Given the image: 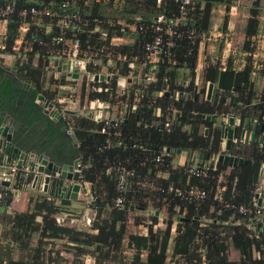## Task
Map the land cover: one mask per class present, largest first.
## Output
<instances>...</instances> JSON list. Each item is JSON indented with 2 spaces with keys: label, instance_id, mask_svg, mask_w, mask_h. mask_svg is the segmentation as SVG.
<instances>
[{
  "label": "trees",
  "instance_id": "trees-1",
  "mask_svg": "<svg viewBox=\"0 0 264 264\" xmlns=\"http://www.w3.org/2000/svg\"><path fill=\"white\" fill-rule=\"evenodd\" d=\"M66 1L0 0L1 5L10 3L14 7L0 36V45L5 46L0 47V52L13 53L23 60L20 68L31 78L37 76V89L45 94L48 90H43V72L34 69L33 59L38 55L39 67H46L53 56L58 58L57 51L63 44H52L51 39L60 33L59 19ZM219 5L229 12L235 0H191L183 11L181 0H70L69 11L79 13L83 20L67 29L66 38L79 41L83 51L104 49L106 55L120 61L112 79L101 83L102 90L96 89L100 84L94 85L89 101L99 99L111 110L117 108L127 114L125 118L110 117L121 123L117 130L105 133L101 131V121L79 117L75 122L81 141L83 178L91 184L90 195L95 200L94 221L78 225L57 222L56 201L43 194L33 195L27 210L0 222V264H87L88 259L93 264H264V229H257L254 222L261 215L256 212L255 193L262 182L264 142L241 144L235 153L246 162L235 168L229 169L219 161L212 163L206 177L188 171L190 166L202 165L222 151L220 133L214 132L213 122L205 115L239 114L260 123L264 120V91L260 94L256 90L253 65L243 56H239L242 61L238 67L233 65L232 56L225 65L208 60L203 72L205 85L217 83L221 71L226 70L224 88L215 90L214 100H201L199 93L195 97L194 84L176 83L180 73L183 79L197 75L200 43L209 35L212 11ZM32 7H45L53 14H33ZM260 13L256 0L245 28L244 49L249 52L260 35ZM160 15L167 20L178 19L170 55L156 64H144L146 46L155 37ZM130 62L137 66L133 69L135 75L141 70L154 80L141 83L135 78L130 88L121 93L119 79L130 74ZM99 68L88 65L90 73ZM183 91L188 97L176 100L174 95ZM224 97L243 103L223 102ZM156 108L161 109L162 117H156ZM167 115L172 117L169 128L158 123ZM166 148L199 152L201 156L177 165L178 154L171 151L172 155L165 154L162 162L156 161ZM206 155L210 158L206 159ZM119 167L134 171L124 192L118 188ZM25 178L18 175L15 187L21 188ZM223 186L226 189L221 191ZM193 187L204 190L206 197L190 199L188 191ZM11 189L4 188L7 196L0 206L11 204ZM119 196L124 197L121 207L115 205ZM241 206L252 212L241 211ZM157 211L166 213L164 222H159ZM131 212L141 214L132 230L127 222ZM146 213L151 224L142 222ZM160 223L163 226L156 228ZM232 250L237 258L231 256Z\"/></svg>",
  "mask_w": 264,
  "mask_h": 264
},
{
  "label": "water",
  "instance_id": "water-1",
  "mask_svg": "<svg viewBox=\"0 0 264 264\" xmlns=\"http://www.w3.org/2000/svg\"><path fill=\"white\" fill-rule=\"evenodd\" d=\"M59 65V72L71 78L89 74L84 67L71 70L69 63L63 60H59ZM20 71L18 66L0 64V158L5 164L17 160L19 166L28 167L30 172L24 181L26 187L42 190L55 198L79 202L80 193L89 195L90 191L83 178L81 141L70 124V118H94L92 110L88 106L81 109L65 107L68 102L48 97L37 89L34 81L23 78ZM225 76L226 70H222L218 82L208 84L207 99L212 98L215 88H224ZM94 78L104 80L106 76L101 74ZM198 91L199 85H195V97ZM230 100L222 98L223 102ZM237 102L238 99H234V103ZM205 118L213 122L214 132L218 131L222 144L225 143L218 160L229 169L246 162L244 157L235 153L241 144L264 142V134H258V129L264 132V121L260 123L239 114L205 115ZM205 132L208 133L209 129ZM167 151L176 154L184 152L180 148H167ZM29 176H33L31 181ZM2 184L9 186L11 182L3 181ZM255 197L264 214V197L260 187ZM90 203L94 204L95 200ZM178 219L189 220L186 217ZM254 222L257 229H264V219L256 218Z\"/></svg>",
  "mask_w": 264,
  "mask_h": 264
},
{
  "label": "crops",
  "instance_id": "crops-1",
  "mask_svg": "<svg viewBox=\"0 0 264 264\" xmlns=\"http://www.w3.org/2000/svg\"><path fill=\"white\" fill-rule=\"evenodd\" d=\"M244 2H247V5H233L229 11V18L230 17H238L241 18L242 20L245 17H249V13H246L247 11V7L251 5L252 0H243ZM223 7V8H222ZM227 12V8L223 5H219L217 6V8L215 7L213 13L215 14V21H214V26H213V30L211 32V37L208 40H211L212 37L216 36V33H218L219 38L216 39L214 38L216 41H214L213 43H209L208 46H203L201 45L200 47V55H199V64L197 67V75L194 77H189L188 79H183L181 77H178V79L176 80L177 84H181L184 86L187 85H191V84H198L200 86V81H203V72H204V67L208 64V59H207V55H210V62L211 63H217L214 58H219V55H221V64L225 65L226 61L232 56L231 60L233 61V65L238 67L237 64L238 62H240L241 60L238 59V56H243V58L246 60V54L247 52H245L244 50H240L237 49L236 51L233 52H228L227 54L222 53L220 46H218L217 51H215L216 47L218 44L221 45V43H225L224 41V36H225V32H224V28L220 25H217L219 22L223 23V19L224 16H221L222 13ZM264 12L261 13L262 16ZM232 15V16H230ZM138 18V17H137ZM235 18V19H236ZM264 19V17H263ZM262 19V20H263ZM246 23V21H245ZM246 25V24H245ZM246 27V26H245ZM244 27V28H245ZM216 30V33H215ZM239 31V30H237ZM245 31V29H244ZM261 32H264V24H261V28H259V34L261 35ZM239 33H241L239 31ZM243 34V33H242ZM264 35V33L262 34ZM264 43H258L257 49H256V53H255V57H257L258 55L264 57ZM216 45V47H215ZM205 49H208V52L206 54ZM225 51V50H224ZM204 54L206 55L205 61H204ZM254 57V58H255ZM207 59V60H206ZM21 61L23 60H18L15 55L13 53H6V52H0V64L5 65V66H22ZM28 61V60H27ZM34 62V69H37L38 71H42L43 73L41 74V81L45 80V86L43 90H48V93H46L47 96L55 99L59 97H65V107L68 108H73V109H81V108H85L86 106L89 107V90L90 87L93 86V89L96 88L99 84V87L101 86V83L104 82L99 81L96 83L95 78H92V75L87 74V75H82L79 78H70L68 76H65L62 72H59V70L61 69V66H57L56 65V59L55 56H53V59L50 60L49 62V66L46 67H39V61L37 62V60H33ZM245 62V61H244ZM57 63L59 64V60L57 61ZM59 69V70H58ZM88 69V67H87ZM22 71V68H21ZM21 75L23 76V78L32 80V81H36V83L38 82V79H36V74H35V78H31L30 76H28V73L26 71H22ZM101 72L103 74H106L109 72V70L107 69L106 66L101 68ZM140 73V72H139ZM48 74H54V76L51 77V80L49 78V76H47ZM262 77V78H261ZM252 80L253 82H255V88L256 90L259 91V93H263L264 91V76H260L258 71H256L254 69V73L252 75ZM141 83H149V80L145 79L144 76L141 78ZM133 82V78L130 75H124L121 76L119 79V87H120V92L124 93L125 91H127L130 88V85ZM96 85V87L94 86ZM208 86V84L206 85V87ZM98 87V88H99ZM217 88H215L216 90ZM215 90L213 92L212 98L211 99H215L216 97V93ZM221 91V89H220ZM84 92V93H83ZM76 93V95H75ZM200 93V90L199 92ZM183 97L187 98L188 94L186 93V91L179 92V95L176 93L174 95V98L176 100H180ZM231 100L230 102L228 101L227 103H234V100H232V97H229ZM201 99V98H200ZM205 99H207V95L205 96ZM204 100V99H203ZM243 103V101H239L235 104H239L241 105ZM118 109L115 108L114 110L109 109H104L101 110L100 113H102V115L106 116V117H116L117 115H119L122 118H125L126 116V112H124V110H120V112L117 111ZM241 116V115H240ZM79 117L82 116H72L70 118V124L73 128H75V122L76 119H78ZM242 117V116H241ZM88 118V117H87ZM249 119H251L250 117H247ZM93 119V118H92ZM251 120H256V119H251ZM210 121V120H209ZM264 121V120H263ZM212 122V121H211ZM214 126V125H213ZM184 128L188 129L189 127L187 125L184 124ZM256 129V128H255ZM258 134H264V132L260 131V129H258ZM253 142V141H252ZM250 142V143H252ZM249 143V144H250ZM245 144V143H244ZM222 147H225V143L222 144ZM201 156V153L199 152H191L189 150H185L183 153L178 154V156L176 157V164L177 165H184L189 159H195V160H199ZM206 159H207V155H206ZM206 161V160H205ZM4 163V161H3ZM87 187L89 189V191L92 190L91 184L89 182H87ZM37 194H43L45 196H47L49 199H54L56 201V204L59 206V212L55 215L56 221L57 222H93L96 216V211L94 208H92V204L89 203L88 201L93 200V196L92 195H86L83 193H80V201H71V200H63L60 198H55L45 192L41 191H37L36 189H33L31 187H26L25 185H23V187L19 190L14 191L13 194V200L11 202V204L8 207H2L0 206V222H5L6 219L13 215L15 212H22L25 211L29 208V201L30 198L33 197V195H37ZM82 201V202H81ZM85 201V204H83V202ZM150 213V212H149ZM149 213H146L147 215ZM160 214V212H159ZM141 214L139 213H135V212H131L129 214L128 220L127 222H137V216L140 217ZM164 216H166L164 213L160 214V221L159 222H164L163 218ZM149 218V217H148ZM259 218L264 219V214H261L259 216ZM141 219V218H140ZM38 220L41 221L42 217H38ZM144 222L145 218L142 219ZM151 221V220H150ZM149 221V222H150ZM152 222V221H151ZM69 224V223H68ZM162 224V223H160ZM129 226H131L129 224ZM133 229H135V225H132ZM0 233H1V225H0Z\"/></svg>",
  "mask_w": 264,
  "mask_h": 264
},
{
  "label": "built area",
  "instance_id": "built-area-1",
  "mask_svg": "<svg viewBox=\"0 0 264 264\" xmlns=\"http://www.w3.org/2000/svg\"><path fill=\"white\" fill-rule=\"evenodd\" d=\"M70 0H67L63 6L64 10L60 14V19H59V27H60V33L58 35H55L51 39L52 44H63L61 49L58 50V60H63V62H68L70 65L71 70L75 68H87L89 64H93L96 67H100L97 72L90 73L92 75V78L94 79L95 75H101L103 74L101 72V68L106 66L107 69L109 70L108 73L105 74L106 78L103 81L109 82L112 77L114 76V70L117 69L118 64H119V59L113 58L110 54L106 55L104 52V49L96 50V51H83L81 49L79 41H74L70 42L65 34L67 29H69L72 26H75L78 24V22H81L83 20L82 16L79 13L76 12H71L68 9ZM160 3L161 0H158ZM182 2V11L184 10L185 6L191 2V0H181ZM14 10L13 5L10 3H6L5 5L0 4V36L3 32V29L5 27V21L8 15ZM27 11V10H26ZM24 11V12H26ZM31 13L33 14H47V15H52L51 11L48 8H38V7H32L31 8ZM178 25V19H173V20H167L164 15H160L157 17V22L155 25V37L152 41H150L147 46V54H146V60L144 61V64H156L160 62L164 56H169L170 55V47L172 46V41L171 38L177 33L175 30L176 26ZM24 30H27L25 28ZM165 35L168 36V39H166ZM264 43V42H263ZM17 44H21V40L17 41ZM0 47L4 48L5 46L0 45ZM18 48V47H15ZM121 58V57H120ZM57 63V62H56ZM143 64V65H144ZM57 66H60L58 63L56 64ZM128 66L131 68L130 76L138 81L141 82V78L144 76L145 79L152 81L154 80V77L148 76L142 73H138L135 75V72L133 69H135L137 66L134 62H130ZM142 68V67H141ZM96 82L102 81L101 79L95 80ZM209 84V83H208ZM198 85V84H197ZM208 88V87H207ZM98 90H102V86L99 88H96ZM108 90V88H106ZM139 94H141V91H139ZM179 95V92H177ZM206 95H207V89H206ZM65 97H59V101L65 102ZM89 107L92 110V113L94 115V118L96 121H101L104 123V126L102 127L101 131L102 132H108L109 129H115L120 126V121L112 119L110 117H106L100 113L101 110L104 109H109V104L105 103L99 99L92 100L89 103ZM136 106L133 107L135 109ZM155 110V115L156 117H162V112L160 108H156ZM159 124H165L167 128L172 123V117L170 115H167L165 120H159ZM115 134H118V131H115ZM208 133H206L207 135ZM165 154L172 155L171 152L167 151V148L164 149L162 154L158 155L156 158V161L162 162L163 157ZM214 164L218 163V154L214 155L211 157V159L206 160L202 163V165H193L189 167V172L192 174H196L199 176L206 177L208 176V172L212 168V163ZM30 170L26 166H19L17 160H13L9 163H1L0 162V204L3 202L5 196H7V193L4 192V188H12L11 190L14 192L16 190H19L23 187L24 183L22 184L21 188L15 187V183L17 180V176H25L27 177L29 174ZM119 172V179H118V188L121 192H124L127 186V180L129 177L134 176V171L132 170H127L124 167H119L118 168ZM261 185L259 186L261 188V195L264 197V161L261 164ZM3 181H10L11 185L9 186H4L2 184ZM226 189L225 186L221 187L220 190L224 191ZM179 195H183V191L178 190ZM207 193L204 190H200L198 187H193L188 191V196L190 199H200L206 197ZM123 196H119L116 201L115 205L118 207H121L123 205ZM256 200V205H257V199ZM240 210L243 212H252L251 209L241 206ZM256 212L258 214H263V211L260 207L257 206Z\"/></svg>",
  "mask_w": 264,
  "mask_h": 264
},
{
  "label": "rangeland",
  "instance_id": "rangeland-1",
  "mask_svg": "<svg viewBox=\"0 0 264 264\" xmlns=\"http://www.w3.org/2000/svg\"><path fill=\"white\" fill-rule=\"evenodd\" d=\"M256 0H252V3H251V5H250V7L248 6L247 7V11H246V13H249V17H250V9L252 8V6H253V4H254V2H255ZM247 2H244L243 0H235V5H247L246 4ZM224 6V5H223ZM216 8H217V6H215ZM215 7L213 8V11H214V9H215ZM259 7H260V10H261V13L262 12H264V0H259ZM223 8V7H222ZM213 11H212V20H213V25H212V28H211V31H210V33H209V35L208 36H206V37H204L203 38V40L201 41V45H205V46H208L209 45V43H213L214 41H216L214 38H216V39H218L219 38V36L220 35H218V33H216V30H215V33H216V36L214 37H212V39L211 40H208L210 37H211V32H212V30L214 29L213 28V26H214V21H215V14L213 13ZM261 13H260V15L258 16V18H259V20H260V28H261V24H264V19H263V17L264 16H262L261 15ZM227 14H229V12L227 11V12H225V13H222V15L221 16H224V19H223V23H218L217 25H220V26H222L223 28H224V34H225V36H224V41H225V43H221V45L220 44H218L217 45V47H216V45H215V47H216V49H215V51H217V48H218V46H220V48H221V51H222V53H228V52H233V51H236L237 49H240V50H244L245 52H248V55H246V56H248V58L246 59V62L247 63H251L252 65H253V68L256 70V71H258V73H259V75L260 76H264V72H263V70H264V65H263V62H264V57H262V56H260V55H258L257 57H255L254 55H255V53H256V49H257V46H258V43H263L264 42V35H262L264 32H261V35H258L257 37H256V39H254L255 40V47H254V44H252L251 45V48L253 47L254 48V50L253 51H251V52H249L248 50L246 51L244 48H245V46H244V43H245V39H246V36H245V31H244V29L246 28L245 26H247V20H248V18L247 17H245L243 20L241 19V18H236V17H230L227 21H226V15ZM263 15H264V13H263ZM230 16H232V15H230ZM137 18V17H136ZM236 18V19H235ZM263 19V20H262ZM245 21H246V23H245ZM226 22H227V24H226ZM246 24V25H245ZM245 27V28H244ZM237 30H239L241 33H239V31H237ZM243 33V34H242ZM197 37H198V35H197ZM215 43V42H214ZM201 45H200V47H201ZM264 45V44H263ZM225 50V51H224ZM226 51H228V52H226ZM204 52H206V54H207V52H208V49H205V51ZM209 53V52H208ZM204 57H206V55L204 54V56H203V58ZM239 57V56H238ZM255 57V58H254ZM38 59H39V56L37 55V56H34V59L33 60H37V62H38ZM46 59V58H45ZM207 59L208 60H210V55H207ZM206 59V60H207ZM222 58H221V55H219V58H214V60L216 61V62H220V60H221ZM239 59H242V57H239ZM204 61H205V58H204ZM228 61V60H227ZM242 61V60H241ZM141 71V70H140ZM139 71V72H140ZM181 74V77L183 78V74L182 73H180ZM47 76H49V78H50V80H51V77L52 76H54V74H48ZM262 78V77H261ZM200 86H199V90H200V93H199V96H200V98H201V100H203L204 98H205V96H206V89H208V88H206V85H205V83L202 81H200ZM197 85V84H196ZM92 89H93V86L92 87H90V90L89 91H92ZM204 90H205V93H204ZM199 92V91H198ZM84 93V92H83ZM75 95H76V93H75ZM224 178L223 177H221V180H223ZM89 196H90V193H89ZM89 203H90V201H88ZM152 211H153V209H152ZM162 214L164 213L165 215H166V213L165 212H161ZM144 218H145V220H144V222H147V224H151V221L149 220V218H148V215L147 214H143L142 215ZM142 217V218H143ZM150 221V222H149ZM63 223V222H62ZM65 223H69L70 225H74V224H77L78 225V222H65ZM134 223L135 222H129V224L131 225L130 227H131V230L133 229V227H132V225H134ZM82 227H83V225H81ZM159 226H163V224H158L157 226H156V228L157 227H159ZM155 227H154V230L156 229ZM231 256L233 257V258H237L238 257V255H237V253L234 251V250H232V253H231ZM87 264H93V260L92 259H88L87 260Z\"/></svg>",
  "mask_w": 264,
  "mask_h": 264
},
{
  "label": "flooded vegetation",
  "instance_id": "flooded-vegetation-1",
  "mask_svg": "<svg viewBox=\"0 0 264 264\" xmlns=\"http://www.w3.org/2000/svg\"><path fill=\"white\" fill-rule=\"evenodd\" d=\"M56 64H57V63H56ZM22 71H23V70H22ZM22 71H21V72H22ZM70 78H71V77H70ZM25 79H26V78H25ZM98 82H99V81H98ZM36 87H37V86H36Z\"/></svg>",
  "mask_w": 264,
  "mask_h": 264
}]
</instances>
